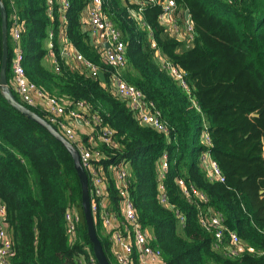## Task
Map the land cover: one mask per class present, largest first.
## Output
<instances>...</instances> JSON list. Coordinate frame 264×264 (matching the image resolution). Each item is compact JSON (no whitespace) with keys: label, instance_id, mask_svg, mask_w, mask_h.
I'll use <instances>...</instances> for the list:
<instances>
[{"label":"trees","instance_id":"16d2710c","mask_svg":"<svg viewBox=\"0 0 264 264\" xmlns=\"http://www.w3.org/2000/svg\"><path fill=\"white\" fill-rule=\"evenodd\" d=\"M102 1L104 13L125 42L122 77L153 103L168 126L167 135L142 124L114 93L113 69L90 43L82 23L87 0H69L63 20L57 7L49 11L45 0H13V5L2 0L7 13L8 84L15 12L27 78L50 95L72 103L84 101L85 115H97L101 125L113 130L111 144H95L103 155L99 164L107 177L108 201L121 215L118 184L109 167L122 163L138 221L151 236V245L161 250L164 264H264V0H174L176 15L188 10L194 34L190 44L160 23L159 4L146 3L138 11L140 5L131 0ZM49 31L59 71L44 65ZM63 32L104 73V80L92 77L83 65L72 67L60 60L58 40ZM1 56L0 15V63ZM160 57L185 72L189 92L170 76ZM12 92L46 119L43 111ZM203 132L210 146L201 142ZM204 151L219 165L224 182L207 178L201 163ZM163 154L168 169L160 179ZM178 178L206 201L184 195ZM159 181L165 186L168 206L159 202ZM0 203L6 209L3 223L14 250L10 264H77L79 257L93 255L72 156L1 92ZM70 205L80 214L72 241L64 220ZM211 211L219 212L228 230L238 236L242 252L232 255L215 246L213 235L199 222L201 212ZM176 212L184 216L183 223ZM94 223L109 262L116 264L101 223Z\"/></svg>","mask_w":264,"mask_h":264},{"label":"built area","instance_id":"2783aa9c","mask_svg":"<svg viewBox=\"0 0 264 264\" xmlns=\"http://www.w3.org/2000/svg\"><path fill=\"white\" fill-rule=\"evenodd\" d=\"M13 5V0H9ZM134 1V2H133ZM133 3L139 4L138 11L146 3L159 4L162 13L159 15V21L165 26L166 30L176 38L190 44L193 41V25L189 17L185 18V11L180 12V17L175 13L174 0H133ZM49 11L57 7L62 14L69 7V0H45ZM84 11L87 15V24L92 32L98 36L100 43H106L103 49V61L112 67L111 84L114 87L116 96L124 99L127 106L131 109L136 118L144 125L150 126L158 133L168 134V126L161 119L160 113L154 108L151 101H147L142 91L134 85L129 84L123 77L121 71L126 67L125 42L122 40L120 31L114 26L103 10L102 0H87ZM61 14V15H62ZM181 21V22H180ZM11 38L14 41L12 57V85L21 101L34 107L35 98L44 101L47 104L46 120L77 149L80 163L85 170L88 180V191L90 199V210L94 222L101 223L109 235L111 243V252L116 264H164L162 252L159 248L151 245V236L138 221V217L133 206L127 184V169L119 163L110 166L113 179L118 184L119 205L121 215L112 207L107 188V177L105 169L99 164L103 155L95 148L96 142L111 144L113 130L108 126L101 125L97 115L87 117L88 105L84 101L72 103L69 99L59 98L48 94L30 81L22 65L23 52L17 44L20 38L21 25L18 23V17L15 12L11 17ZM48 36L53 37L52 31ZM154 46V44H152ZM49 47L54 49L53 42ZM55 57L54 70L59 71V64L54 51L50 52ZM74 58L83 63L92 77H98L100 71L98 67L82 54L74 52ZM162 66L168 71L170 76L179 83V85L189 92V85L185 78V72L174 66L171 62L160 57ZM82 121L88 128V133L80 135L74 128L73 123ZM98 126V127H97ZM83 136H87V142L83 141ZM205 146H210V138L207 133H202V141ZM202 166L205 169L209 180L224 182V175L217 162L210 156L208 151L201 154ZM168 169V158L163 154L160 159V179ZM177 184L182 193L186 196L193 195L198 200L206 201V197L194 187L188 188L181 178L177 179ZM158 199L161 204L168 206V197L165 186L161 181L157 187ZM180 223L184 222V216L176 212ZM6 209L4 204L0 203V264H10L14 256L11 237L3 223ZM66 225V234L72 241L77 232L80 221L78 210L72 205L68 206L64 213ZM199 222L206 231L210 232L214 238L216 247H223L232 255H237L244 250L238 236L229 231L224 223L222 215L217 211L201 212ZM227 241V243H225ZM248 250L252 251L251 248ZM77 264H98L94 254L86 257H79Z\"/></svg>","mask_w":264,"mask_h":264},{"label":"water","instance_id":"95a60500","mask_svg":"<svg viewBox=\"0 0 264 264\" xmlns=\"http://www.w3.org/2000/svg\"><path fill=\"white\" fill-rule=\"evenodd\" d=\"M0 15H1V41H2V56L0 63V92L2 96L10 103L16 110L31 118L42 127H44L49 133H51L59 142H61L70 155L73 158L74 167L79 177L81 184V207L83 211L84 220L87 227V235L92 243L93 254L97 260L98 264H111L104 252L101 241L98 237L96 226L93 220V216L90 210V199L88 191V180L83 169L79 153L77 149L45 118L41 117L37 113L30 110L28 107L20 103L14 96L12 89L7 81V57H8V39H7V13L2 0H0ZM189 17L188 10H185V18ZM98 77L104 80V73L102 71L98 72ZM264 142V138L262 140ZM262 191V190H261Z\"/></svg>","mask_w":264,"mask_h":264},{"label":"crops","instance_id":"0c3cea01","mask_svg":"<svg viewBox=\"0 0 264 264\" xmlns=\"http://www.w3.org/2000/svg\"><path fill=\"white\" fill-rule=\"evenodd\" d=\"M131 1H133V0H131ZM180 12L177 13V17H180ZM61 14H62V12L60 13V17H61V20H63L64 19V13L62 15ZM82 23H83L84 28L87 31L88 39H89L90 43L94 47H96L100 52H103V49L106 47V43H104V42L100 43L101 41L99 40L98 36L95 35L92 32V30L89 28V26L87 24V15H86L85 11L83 13ZM49 32H48V34H49ZM11 41H12V48L14 49V41L12 39H11ZM98 41H100V42H98ZM52 42H53V37L50 38L49 36H47L46 42H45L46 55L44 57V65L48 68H51V69L54 68V64L56 61L54 55L51 56L52 54L50 53V52L54 51V49L52 51V49L49 47V44ZM58 45H59L58 55H59L60 60H62L64 64L72 66V67L73 66L80 67L83 65L82 62L77 61L74 58V55H75L74 52H77V53H79V52L77 51V49L74 46H72L70 44V42L67 39V37L65 36L64 32L60 34V37L58 40ZM101 56H102V54H101ZM10 85L12 86V89L14 90L11 81H10ZM113 89H114V87H113ZM34 107L43 111L45 114L47 113V104L44 101L39 100L38 98H35ZM73 126L80 133V135H84L85 133H88V128L83 125L82 121L73 123ZM102 232H103L104 236L107 237V240H109L108 239L109 235H108L107 231L105 229H102Z\"/></svg>","mask_w":264,"mask_h":264},{"label":"rangeland","instance_id":"374dc122","mask_svg":"<svg viewBox=\"0 0 264 264\" xmlns=\"http://www.w3.org/2000/svg\"><path fill=\"white\" fill-rule=\"evenodd\" d=\"M103 233V232H102ZM104 235V234H103Z\"/></svg>","mask_w":264,"mask_h":264}]
</instances>
